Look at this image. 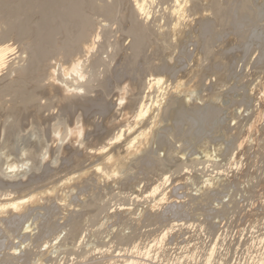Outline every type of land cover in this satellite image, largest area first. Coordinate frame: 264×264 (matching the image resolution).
Here are the masks:
<instances>
[{"label": "bare ground", "instance_id": "1", "mask_svg": "<svg viewBox=\"0 0 264 264\" xmlns=\"http://www.w3.org/2000/svg\"><path fill=\"white\" fill-rule=\"evenodd\" d=\"M96 1L0 0V77L10 71L9 77L0 82V134L5 114L13 115L20 123L34 118L36 123L44 125L47 118L34 107L41 98L55 99L53 105L61 113V118H70L74 111L80 112L74 128L69 131L70 138L76 141L81 137L87 138L82 140L85 148L81 158L72 160V169L64 165V176L55 180L57 175L52 174L49 180L43 181L44 184H38L46 188L27 189L26 185L35 182L36 176L26 181L0 182V191L6 189V193L0 195V253L9 237L19 239L17 245L10 244L7 258H2L5 260H0V264H17L16 260L30 264L32 258L29 261L30 254L26 252L24 243L32 238L36 242L42 241L35 264H44L47 259L51 263L54 250L57 253L62 247L71 249L77 258L80 255H77L78 250L84 247V255L78 261L74 259V264H154L156 260L169 264H264V176L257 175L256 166L252 165L255 159L264 160V0H232V4L221 5L214 12L206 6L210 0H189L187 7L183 0L180 4L171 0L165 18L172 22L173 37L170 53L161 62H155L147 54L151 41L143 33L153 28L156 36L162 38L163 26L155 25L157 21L152 22L154 20L150 17L149 7L156 0ZM191 1L200 7L198 11H191ZM92 12L99 13L105 20L132 23L133 29L127 37L130 42L127 45L122 43L124 64L116 72L105 59L93 61V67L105 68L102 80L95 77L94 82L98 84H93L94 90L90 89L92 82H88L89 78L82 85H77L76 77L66 81L61 71L58 79L62 84L86 89L83 95L66 94L63 86L46 84L45 81L54 66L52 60L61 69L83 62L82 68L88 74L86 63L101 52L103 23L106 24H95ZM185 13L189 18L182 21L180 17ZM191 22L197 23L201 38L192 44L188 39L191 37L188 28ZM177 24L179 27H174ZM67 27H73V32ZM97 36L101 37L99 41ZM206 36H210L211 41L205 43ZM254 49L259 54L252 61V68L263 70L260 75L251 72L248 76L251 85L248 83L249 88L247 84L245 88L237 62L246 60ZM113 79L123 84L115 86L116 92L104 97L102 87ZM125 84L129 86L127 89H124ZM239 86L248 90L244 96L238 93L237 96H242L238 99L234 92H239L235 90ZM223 87L226 90L222 92ZM232 91L236 99L233 93L230 94ZM224 92L230 96L227 98L226 94L225 97ZM3 93H8L10 99L4 100ZM120 99L126 101L122 108ZM240 102L246 107L243 111L238 105ZM141 108L147 115L137 120ZM94 116H99L100 120L95 122ZM81 122L83 134H73ZM121 130L124 132L122 140L106 144L115 132ZM213 132H217L216 135ZM142 133L148 134L142 137ZM56 134L58 142L67 138L60 132ZM176 134L187 145L202 139L194 146L192 157L186 158L187 153L172 142L170 137ZM213 134L219 139L218 144L211 142ZM57 146L54 144L53 148ZM104 148L108 151H103ZM226 154L233 161L228 163V168L216 171L214 175L189 169L198 161L211 165L220 159L225 162ZM49 156L47 152L42 156L43 160ZM37 158L33 170L43 168L48 174L54 173L50 163L42 165ZM137 160L139 166L135 168ZM17 168V165L9 164L6 176L14 178ZM130 168L136 174L126 180L127 188L135 199L147 194L146 198L151 199V203L149 201L150 205L137 213L127 204L106 211L100 226L119 228L118 232L106 235L110 238L107 244L124 246L126 243L128 247L114 255L112 262L103 263L110 250L103 253L99 247L98 250L90 248L92 238L88 240L89 236L83 233L87 231L83 227L84 221L97 216L98 212L89 213L92 206L88 199L100 189L120 185ZM177 171L180 172L175 177L170 174ZM23 172L20 175L24 178L27 172ZM139 180L145 182V189ZM190 183L195 186V194L188 192ZM238 195L250 198L248 208L239 211ZM226 197L230 198L224 203ZM71 203L76 209L69 208ZM230 214H234L239 223L243 220L248 225L249 239L241 234L246 242L244 239L242 243L240 239L241 244L233 241L225 245L227 225L223 224L226 220L223 218ZM140 223H146L144 227L157 225L159 228L153 230L158 233L156 235L150 232L154 236L147 238L149 241L146 239L148 243L145 239L144 243L134 241L142 226ZM244 223H240L242 227ZM59 227L68 230L65 239H60L61 232L50 240L49 235ZM136 230L138 232L135 233ZM198 230L202 236L203 233L208 235L209 243H200L202 238L198 243L191 240ZM139 236L141 238L142 235ZM86 238L88 241H84ZM103 244L105 246V242ZM174 246L180 253L168 255ZM232 250L236 252L233 263L228 259ZM99 254L102 261L97 257ZM92 259L96 262L90 263Z\"/></svg>", "mask_w": 264, "mask_h": 264}, {"label": "rangeland", "instance_id": "2", "mask_svg": "<svg viewBox=\"0 0 264 264\" xmlns=\"http://www.w3.org/2000/svg\"><path fill=\"white\" fill-rule=\"evenodd\" d=\"M99 1H102V0H98L96 2H99ZM103 1H108L110 3L113 0H103ZM155 2L153 4H151V7H149L151 10V13H150L151 16L150 17L154 21H152L151 19L150 20L152 22L157 21L155 23V25L159 24L158 26H163L162 27L163 30H161L162 38L156 36V32L154 31L153 28L147 29V31L146 32L143 31V33H144V37H146L147 39H149L151 41V45H150L151 48L147 49V51H146L147 54H149L151 56L152 60L155 59V62H161V61H163L164 57L168 53H170V49H171L170 40L173 37V36H171V28H172L171 23L172 22L170 20H168V18H165V15H167V12L170 8L169 6L171 5V0H156ZM227 4H232V0H210L206 6H208V10H211V12L212 11L214 12L216 10L218 11V8L221 5L225 6ZM190 6L192 7V9H191L192 12L198 11V9H200V7L193 5L192 1H191ZM94 13L96 14V12H92V15H93L92 19H93V21H95L94 22L95 24L100 25L101 22L102 23L105 22L106 24L103 23V25H105V28H104L105 30L103 31L104 33L101 32L102 38L104 37L102 42H101L103 44V48L101 49V52L100 53L98 52L97 55H93L90 58L89 62L86 63V68H88V70H87V72H88L87 76L89 78L88 82H92V83H90V89H93V90H94L93 84L95 83L94 82L95 77H99L102 80L104 77V70H105V68H102V67H93V61L104 60L105 56H107V59H105V60L107 61L108 66L112 70H116V72H119V69L121 68L120 65L121 64L123 65L124 60H125V58H124L125 54H123L124 52H122V48H123L122 43H124V44L126 43L125 45H127L130 42V40L127 37H128V35H130V33L133 29L132 23H129V22H123L122 23L120 21L118 23H116V21H114V20L111 21V20H105L104 17L101 18L102 16L99 13H97L96 15ZM193 17H191V18H193ZM101 19H104V21ZM98 21H99V23H98ZM109 21H111V23ZM107 23H108V25H107ZM188 28H190L189 29L190 30L189 35L191 37L188 38L190 43L192 44V42H196V40L201 41L200 34L198 33V30H197V28H198L197 23L191 22ZM67 29H69L70 31L73 32V27L72 28L67 27ZM155 29H157V27ZM0 30H1L0 31V36H1L2 27H0ZM99 31H100V29H99ZM74 32H76V30H74ZM63 34H65V33H63ZM208 41H211L210 36H206L205 43H207ZM148 45H149V43H148ZM109 49H112V51L109 52L108 51ZM257 51H258L257 49H254L253 52L248 56V58H246V60H244L245 62L244 61L243 62H237L239 65L238 71L243 73L242 74V80L244 82V87L246 86V84L248 85V83H249V85H251L250 84L251 80L248 77L249 74H251V72H256V73L261 72V74H262L263 69L261 71H259V69H257L258 71H256L252 68L253 67L252 61H254V59H256L257 55L259 54V51H258V53H257ZM18 55H19V53H18ZM23 56H25V55H23ZM52 61H55V60H52ZM17 62H18V60L16 61V63ZM155 64H158V63H155ZM101 69H103V71H101ZM108 71H110V70H108ZM9 73H10V71L9 72L6 71L2 75V77H0V82H3V79L9 77ZM145 73H147V72H145ZM256 73H255L254 77H256ZM259 75H260V73H259ZM252 80H253V78H252ZM95 84H98V83H95ZM122 84H123L122 81H120L118 79L117 80L113 79V80L109 81V85L106 84L104 87L100 86V89L102 87V92L104 93V97H106V94L110 95L113 92H116L115 86L119 87ZM249 85L247 86L248 88H249ZM239 87L242 89L243 92H241V89ZM239 87H237V89H235V90H238L239 92L234 90L235 92L232 91L230 94L232 95L233 92L236 94V96L238 95V93H239V95L241 93H242L241 95H243V93L246 94L245 91L247 92L248 89L246 90L245 88H247V87H245L244 90H243L242 86H239ZM224 90H226V87H223L221 91L223 92ZM234 93L232 95L233 98L236 97V96H234ZM226 94H228V93H225L223 95L226 97ZM229 96L230 95L228 94L227 98ZM237 97L239 99V97H242V96H237ZM2 98L4 100H9L10 96L8 95V93H3ZM42 100L47 101V103H42L41 102ZM55 102H56L55 99L49 100V99L39 98V102L34 104L35 109H39L38 111L43 113L44 117L47 118L44 125H40V124L36 123V120L34 118L31 119L30 121H24L23 123H20L19 119L15 118L13 115L5 114V118L2 119V122H3L2 127H1L2 131L0 134V182L2 181L4 183H6L9 181H20V180L26 181V180H30L31 177L35 178V176H36L35 182H31V183H28L26 185L27 189L28 190H34L35 188L43 189V188H46L47 186H38V184H40V185L44 184L43 181L49 180L50 175H52V174L57 175V177L54 178L55 180L59 179V177H61V176H64L66 174L64 165H66L67 167L72 169L73 168L72 160L78 159V157L81 158L80 155L84 152V148H85V145L83 144L82 140L83 139L86 140L87 138L81 137L76 141L74 139H71L70 134H69L70 129L74 128L77 117L80 116V112L74 111L70 118H63V117L61 118V113L59 112V110L57 112L52 111V109H57L56 106L53 105ZM238 105H241L240 107H241L242 111L245 110L246 107L245 106H244L245 108L243 107V103L240 102ZM224 107H225V105H224ZM94 117H95V122L98 119L100 120L99 116H94ZM93 129L94 128H92L91 130H93ZM58 132H60V135L67 137L66 140L65 139L63 140L64 145L62 144L63 141H61V142L57 141L58 136L56 133H58ZM216 133L217 132H215L214 134L216 135ZM214 134H213V136H210L211 138L214 137L213 139L210 138V140H211V142L214 141L213 142L214 144H216V143L218 144L219 139H217V137ZM176 136L170 137V139L172 138V142L176 146L181 147L182 150L185 153H187V156H185L186 158L192 157V155L194 154V150H195L194 146H196V144L202 142L201 141L202 139L201 140L199 139L198 141H200V142L195 140V143H192L191 145L190 144L187 145V144H185V142L180 140L182 138L178 137L179 135L176 134ZM178 138H179V142H178ZM61 140H62V137H61ZM181 143L183 145H181ZM54 144H57L58 146L56 148H53ZM232 145H235V144H232ZM234 148L235 147L233 146L232 149L234 150ZM230 149H231V147H230ZM232 149L230 151H232ZM47 152L50 154V156H49L50 158L46 157V159L43 160L42 156L45 155ZM229 153H230L229 155H232V153H234V151H232V153L231 152H229ZM64 155H65V158H64ZM188 155H190V156H188ZM226 155L227 156H225V162L224 161L222 162L220 159V160H218V162H215L214 165H211V163L198 161L195 164H192L191 167H189V166L188 167H189L190 171L191 170L195 171L197 169L196 171H198V172H202V171L204 172L205 171L208 175H210L212 172V174L214 175L216 173V171L219 172V171L225 170V168H228V166H229L228 163L231 164V162L233 161L232 157H230L228 154H226ZM31 156L33 158L38 157L37 160H40L42 162V165H46V163H50V165L52 167L51 171L54 173L48 174L44 171L43 168H38L37 170H33L34 169L33 167L37 161L35 158L32 159ZM228 156H229V158H227ZM228 159H230V160H228ZM70 160H71V162H69ZM263 161H264L263 159L262 160L261 159L260 160L255 159L254 163L252 164V165L256 166L254 168H255V171H257V175H259V176H264V162ZM255 162H257V163H255ZM136 163L137 164H136L135 168H138L139 161L137 160ZM9 164L17 165L19 168V169L17 168V170L14 172L15 173L13 175L14 178H9V176H6V168ZM84 165L85 164L82 163V166H84ZM69 168H66V169L69 170ZM191 168H193V169H191ZM136 170L137 169H135L134 172H136ZM22 171H25L23 173L27 172L26 175L24 176V178H23V175H20L22 173ZM179 172L178 171L176 173L172 172L170 174L173 175V177H175V176H177V174H179ZM183 173H185V170L183 171ZM135 174L136 173H133V169L130 168L129 172L125 173V176H124L122 182H119L120 185L113 184L111 186L103 188L102 190L100 189L99 191L94 192V197H92L91 199H88L89 200L88 203L90 204V206H92V209L89 213H91V212L95 213V211H97V210H98V212H96L97 216L89 218L90 220L85 219L86 221H84L83 227H84V230L86 228L87 231L86 232L83 231V233L86 234L87 236H89V237H87L88 240H90L92 238L90 241H91V243L92 242L93 243H92V245H90V248L93 247V249H95V248L97 249L99 247L98 249H102L103 253H106L107 249L110 250L109 256L107 255L106 259H103L105 261V262L103 261V263H106L108 260L111 261L112 257L114 255H116L121 249H125L128 247V245L126 243H125L126 246L125 245L124 246L119 245V244L114 245L111 243L107 244V242L109 241L110 238H108V237L106 238V235L108 236L109 232H112V233H115L116 231L118 232L119 228H117L113 225H110V226L105 227L106 228L105 229L104 227L100 226V224L104 221V220L102 221V218L104 217L103 219H105V217H106V211H111V209L112 210L116 209V208H118V206H120L122 204H127L130 207L134 208L133 212L137 213V211L141 212L142 211L141 209L147 208V206L150 205V203H151V199L146 198L147 194L143 193V195H141V197L139 196L138 199H135V197L132 196V191L129 188H127L126 180L129 179V177L134 176ZM137 176H138V174H137ZM137 176H136V178H137ZM131 179L134 180V178H131ZM141 180H139L138 182H139L140 186H142V188L145 189L146 186L144 187V185H146V184L144 181H141ZM194 189H195V186H193L190 183L188 192H191V194L192 193L195 194ZM193 190H194V192H193ZM5 191H6V189H2L0 191V195L3 196V194L6 193ZM231 195H232V193H231ZM229 198L230 197H226V200L224 203H226L229 200ZM236 198H237L236 202H237V206L239 208V211L241 210V208L242 209L248 208L247 205L251 203L249 197L244 199V197H242V195H238ZM149 201H150V203H148ZM231 206L232 205H230V207ZM69 208L70 209H76V206H75V204L71 203V206ZM233 211L234 210L232 209L231 213ZM237 211H238V209H237ZM139 212H138V214H139ZM197 212L199 213L201 211L198 210ZM234 214H230L232 217L230 215H228L227 216L228 218L227 217L223 218V219H226L223 221L224 222L223 224L226 223V225H227L226 239H225V240H227L226 241L227 243H225L226 246H227V244H231L233 241L235 243L239 242L241 244V242L242 243L244 242L245 238L249 239V237L251 235V234H248V232L250 231V230H248V225H246L243 220H240L241 224L244 223L243 224L244 229H245V226L247 228L246 230H244L242 225L239 223V221H237L238 218ZM60 222L62 223V221H60ZM145 224L146 223H140V226L141 225L142 226L141 227L139 226L140 227L139 230L140 231L142 230V232H140V231L138 232V230L135 231V233L136 232H138V233H136V235H135L136 237H134V241H138V242L141 241L142 243H144V241H145V243H148V241H149L148 239L153 238L154 234L155 235L158 234L157 232L155 233L153 231L154 229L159 230L157 225H154V227H152V226L144 227ZM146 226H147V224H146ZM60 230H62L61 227H59L58 230L55 232L56 234L54 232H52L53 235L51 233L49 235V239L50 240L53 239L54 237L57 236V233L59 234L61 232H62V235H61L60 239H62V240L65 239L64 237L67 236L66 234L68 233L67 232L68 230H66V231H64V230L60 231ZM240 230L242 233L240 232ZM243 230H244V233H243ZM147 231H149V232H147ZM198 231L199 232L195 233L194 236L191 238V240H193V241L195 240L198 243V242H200V240L202 238V242H200V243H202L203 245L205 243H209L208 241H210V240H209L208 235L203 233V236H202L201 231L200 230H198ZM126 232L128 233L129 230H127ZM145 232H147V233H145ZM150 232H154V234L150 233ZM193 232H195V231L193 230ZM199 233H200V235L198 236L197 234H199ZM138 234L142 235L143 237L141 236V238H140V236ZM151 234H153V235L149 236V237L146 236V235H151ZM204 234L206 235V237ZM241 234H243L245 236L244 239H243V237H241ZM52 236H53V238H52ZM138 236L140 239L138 238ZM197 236L199 237V239H196V238H198ZM9 238H8L9 240L7 239L6 247L1 252L2 254L0 253V260H2V261H4L8 256L7 253L9 252L8 247H10V244L12 243V244L17 245L19 243L18 242L19 239L16 238L15 236H13V237L11 236ZM87 238L84 241H86ZM238 238H239V240H238ZM45 239H48V237H46ZM240 239H242L241 242H240ZM246 241L247 240L245 239V242ZM39 242H36V239L32 238V240H27L24 243V245L27 248L26 252L28 254H30L29 261L32 258L30 264H33L32 261L34 262V264L36 262H38V259H37V258H39L38 250L42 249V248H40L42 241H39ZM103 242H105V246H104V244L102 245ZM62 248L63 249H60L57 252L58 254L55 253L56 251L54 250V254L52 255L51 263H50L49 259H47L45 261V263L46 264H74V263H76V260L77 261L80 260L79 259L80 256L84 255V252H83L84 247H82V250L81 249L78 250L77 255L80 254L78 256V258L75 254H73V251H71V249L66 248V247H62ZM235 248H236V246H235ZM65 249H67V251ZM177 249H178V247L174 246L172 249L169 250L168 255L173 256L174 253L175 254H177V252L180 253V250H177ZM3 251H4V253H3ZM69 251L72 254H70ZM30 252H32V253H30ZM82 252H83V254H82ZM114 252H115V254H114ZM234 252L235 251L232 250L228 256V259L230 261H232L231 263L235 262V253L236 252L235 253ZM110 254H111V256H110ZM36 255H37V257H36ZM4 256H6V257H4ZM97 257L101 258V255L100 254L97 255ZM2 258H5V259H2ZM100 258H99V261H102V259H100ZM74 259H76V260L74 261ZM95 260L96 259H92V261L90 260L91 261L90 263H93V262L95 263L96 262ZM21 261H23V259ZM156 261H155L156 263L154 262V264H169V263L164 262V261H162V262H160L159 260H156ZM15 262L17 264H19V263L21 264L20 261L17 262V260H16ZM23 263H24V261L22 262V264Z\"/></svg>", "mask_w": 264, "mask_h": 264}, {"label": "clouds", "instance_id": "3", "mask_svg": "<svg viewBox=\"0 0 264 264\" xmlns=\"http://www.w3.org/2000/svg\"><path fill=\"white\" fill-rule=\"evenodd\" d=\"M177 4H180V0H176ZM183 4L185 7L189 6V0H183ZM189 17H187V14L185 13L184 15H182L180 17V19L182 21H186ZM174 27H179V25H175ZM101 39V37L97 36L96 40L99 41ZM13 51H15V48L12 49ZM93 51H95V49H93ZM109 52L112 51V49L108 50ZM105 59H107V56H105ZM82 63H78L73 65L71 68L68 67H64L63 69H61L60 65L56 64L55 61H53V67L50 69V75L49 78L45 81L46 84L51 83V84H56V85H61L66 89V94H72V93H77V94H86V89L84 87H69L67 84H62V81L60 79H58V76L61 74V71L63 72V77L64 80H71L73 79V77H76V84L77 85H82L84 82H86L88 80V76L86 75L85 71L82 68ZM101 71H103V69H101ZM160 83H164V81L162 79L159 80ZM129 86L127 84L124 85V89H127ZM42 103H47V101L42 100ZM126 103L125 100L120 99L119 100V105L122 108L124 106V104ZM53 112H57L58 109H52ZM147 115V112L144 108L140 109V114L139 116L136 117L137 120H140L141 118H143L144 116ZM151 131V129H149V132ZM77 132H79L80 134H83V124L82 122L80 124H78L76 126V131L73 134H76ZM148 133H142L141 136L142 137H146ZM124 136V132L121 130L118 133L115 132L113 137H111L109 140L106 141V144L111 143V144H115L118 140H122ZM133 143H135V141H133ZM103 151H108L107 148H104Z\"/></svg>", "mask_w": 264, "mask_h": 264}]
</instances>
